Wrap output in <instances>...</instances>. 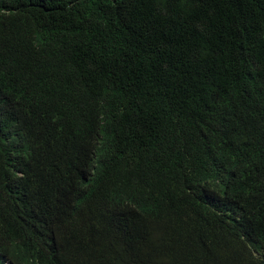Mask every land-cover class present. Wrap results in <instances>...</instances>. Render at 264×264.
I'll return each instance as SVG.
<instances>
[{"label":"trees","instance_id":"16d2710c","mask_svg":"<svg viewBox=\"0 0 264 264\" xmlns=\"http://www.w3.org/2000/svg\"><path fill=\"white\" fill-rule=\"evenodd\" d=\"M0 264H264V0H0Z\"/></svg>","mask_w":264,"mask_h":264}]
</instances>
